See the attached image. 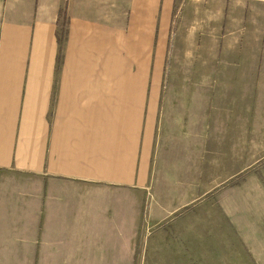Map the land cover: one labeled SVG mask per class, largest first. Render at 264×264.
<instances>
[{
  "label": "crops",
  "instance_id": "crops-1",
  "mask_svg": "<svg viewBox=\"0 0 264 264\" xmlns=\"http://www.w3.org/2000/svg\"><path fill=\"white\" fill-rule=\"evenodd\" d=\"M0 264H264V0H0Z\"/></svg>",
  "mask_w": 264,
  "mask_h": 264
},
{
  "label": "rangeland",
  "instance_id": "rangeland-1",
  "mask_svg": "<svg viewBox=\"0 0 264 264\" xmlns=\"http://www.w3.org/2000/svg\"><path fill=\"white\" fill-rule=\"evenodd\" d=\"M180 3V2H179ZM175 19V16L173 17ZM160 81V75L152 74V82Z\"/></svg>",
  "mask_w": 264,
  "mask_h": 264
}]
</instances>
